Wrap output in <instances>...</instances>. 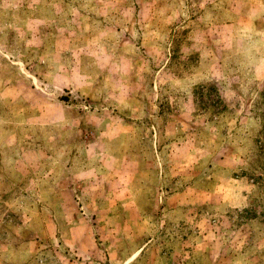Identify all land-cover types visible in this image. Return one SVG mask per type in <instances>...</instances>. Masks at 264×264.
<instances>
[{"label": "rangeland", "instance_id": "obj_1", "mask_svg": "<svg viewBox=\"0 0 264 264\" xmlns=\"http://www.w3.org/2000/svg\"><path fill=\"white\" fill-rule=\"evenodd\" d=\"M0 264H264V0H0Z\"/></svg>", "mask_w": 264, "mask_h": 264}]
</instances>
